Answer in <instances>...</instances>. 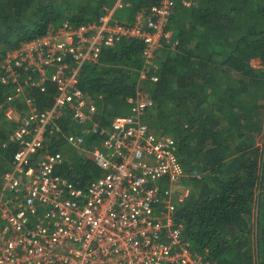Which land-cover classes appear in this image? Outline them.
<instances>
[{
  "label": "built area",
  "instance_id": "2783aa9c",
  "mask_svg": "<svg viewBox=\"0 0 264 264\" xmlns=\"http://www.w3.org/2000/svg\"><path fill=\"white\" fill-rule=\"evenodd\" d=\"M130 1L115 0L79 26H50L0 61V83L9 89L3 116L13 124L7 141L16 145L0 178V264H211L191 249L174 214L189 194L182 181L200 174L185 172L174 139L144 121L154 103L143 84L156 82V52L170 44L173 0L113 20ZM122 40L140 43L142 65L124 98L128 113L102 128L78 77ZM46 84L51 103L40 108L31 93ZM86 136L98 142L85 150ZM51 139L88 158L100 175L76 188L55 172L67 159L48 150Z\"/></svg>",
  "mask_w": 264,
  "mask_h": 264
},
{
  "label": "trees",
  "instance_id": "16d2710c",
  "mask_svg": "<svg viewBox=\"0 0 264 264\" xmlns=\"http://www.w3.org/2000/svg\"><path fill=\"white\" fill-rule=\"evenodd\" d=\"M114 1L0 0V61L50 26L63 20L79 26ZM158 1L131 0L126 11L130 16ZM169 18L170 44L154 59L156 82L143 84L154 103L144 121L174 139L185 172L201 175L182 181L190 191L176 205L175 220L191 249L211 264H264V0H173ZM140 49L122 40L103 48L96 64L83 65L77 88L95 105L99 127L128 113L124 98L136 87ZM45 86L31 93L40 108L51 103L53 88ZM8 92L0 83V178L16 150L7 141L13 124L3 116ZM66 123L60 122L64 131ZM83 140L85 150L98 142ZM48 150L65 155L55 172L76 188L100 175L61 140L51 139Z\"/></svg>",
  "mask_w": 264,
  "mask_h": 264
},
{
  "label": "rangeland",
  "instance_id": "374dc122",
  "mask_svg": "<svg viewBox=\"0 0 264 264\" xmlns=\"http://www.w3.org/2000/svg\"><path fill=\"white\" fill-rule=\"evenodd\" d=\"M126 10L127 9L115 11L114 14H113V18L112 19L121 21L122 18H128L129 14H128V12ZM251 66H253L255 68L258 67V63L256 62V60L251 61ZM262 119H263L262 123L264 125V115H263ZM262 136L264 137V131H263V135ZM258 141L261 142V138H259ZM200 177H201V175H200ZM179 189H180V191H184V190H188V192L190 191V187L187 186L186 184L181 185L179 187Z\"/></svg>",
  "mask_w": 264,
  "mask_h": 264
}]
</instances>
